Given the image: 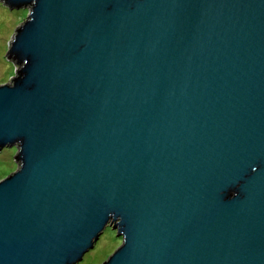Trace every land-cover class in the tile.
I'll return each instance as SVG.
<instances>
[{"label": "water", "instance_id": "1", "mask_svg": "<svg viewBox=\"0 0 264 264\" xmlns=\"http://www.w3.org/2000/svg\"><path fill=\"white\" fill-rule=\"evenodd\" d=\"M0 3V264H264V0Z\"/></svg>", "mask_w": 264, "mask_h": 264}, {"label": "rangeland", "instance_id": "2", "mask_svg": "<svg viewBox=\"0 0 264 264\" xmlns=\"http://www.w3.org/2000/svg\"><path fill=\"white\" fill-rule=\"evenodd\" d=\"M28 15L27 10L11 11L0 3V86L9 84V80L15 77L14 64L8 61L6 54L15 31L24 23ZM16 154L17 150L13 148H4L0 151V181L17 170L14 161ZM121 244L122 241L116 237V232L106 228L94 248L78 264H103Z\"/></svg>", "mask_w": 264, "mask_h": 264}]
</instances>
